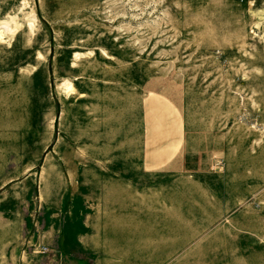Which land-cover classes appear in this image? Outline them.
<instances>
[{"label":"rangeland","instance_id":"1","mask_svg":"<svg viewBox=\"0 0 264 264\" xmlns=\"http://www.w3.org/2000/svg\"><path fill=\"white\" fill-rule=\"evenodd\" d=\"M55 254L264 264V0H0V264Z\"/></svg>","mask_w":264,"mask_h":264},{"label":"crops","instance_id":"2","mask_svg":"<svg viewBox=\"0 0 264 264\" xmlns=\"http://www.w3.org/2000/svg\"><path fill=\"white\" fill-rule=\"evenodd\" d=\"M58 255H59V254H55V255H54V258H52V261H51L50 264H59V263H58V260H59L60 257H58ZM55 261H56V262H55Z\"/></svg>","mask_w":264,"mask_h":264},{"label":"built area","instance_id":"3","mask_svg":"<svg viewBox=\"0 0 264 264\" xmlns=\"http://www.w3.org/2000/svg\"><path fill=\"white\" fill-rule=\"evenodd\" d=\"M48 251H49V249L43 248V253H47Z\"/></svg>","mask_w":264,"mask_h":264},{"label":"bare ground","instance_id":"4","mask_svg":"<svg viewBox=\"0 0 264 264\" xmlns=\"http://www.w3.org/2000/svg\"><path fill=\"white\" fill-rule=\"evenodd\" d=\"M2 36V35H1Z\"/></svg>","mask_w":264,"mask_h":264}]
</instances>
